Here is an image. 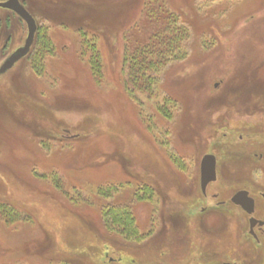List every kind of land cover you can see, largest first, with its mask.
Here are the masks:
<instances>
[{"label": "rangeland", "instance_id": "1", "mask_svg": "<svg viewBox=\"0 0 264 264\" xmlns=\"http://www.w3.org/2000/svg\"><path fill=\"white\" fill-rule=\"evenodd\" d=\"M19 1L37 30L0 75V264H264L228 202L264 192V0ZM157 23L175 42L136 81ZM26 36L0 8V66Z\"/></svg>", "mask_w": 264, "mask_h": 264}, {"label": "water", "instance_id": "2", "mask_svg": "<svg viewBox=\"0 0 264 264\" xmlns=\"http://www.w3.org/2000/svg\"><path fill=\"white\" fill-rule=\"evenodd\" d=\"M0 8L15 14L26 26L27 36L22 47L16 49L0 66V75L8 72L19 60L26 57L33 44L37 26L31 14L21 5L18 0H6L0 2ZM200 190L204 194L209 183L215 182V158L213 155H204L200 161ZM232 203L241 206L248 214L252 213L253 201L246 192H238L232 199ZM252 221V220H251ZM253 227V224H250Z\"/></svg>", "mask_w": 264, "mask_h": 264}, {"label": "trees", "instance_id": "3", "mask_svg": "<svg viewBox=\"0 0 264 264\" xmlns=\"http://www.w3.org/2000/svg\"><path fill=\"white\" fill-rule=\"evenodd\" d=\"M156 22H160L159 19ZM157 26L158 27H156L154 24L152 27H148V30L151 29V31L154 30V32L149 34L146 42L143 40L144 44L138 48L136 57L134 56L133 73L135 76H137L136 81L142 80L143 77L138 76H140V73L142 74L143 70H149L151 66H153V63L148 62L147 59L153 55L163 57L162 55L166 53L170 49L171 45L175 42L173 41L174 37L172 38V35L168 34L169 30L165 26L161 25V23H159ZM141 85L144 90L149 89L148 83L141 82ZM124 207L107 209V212L104 215L105 219L112 220L115 225L122 226L124 230H126L124 231L125 233H127L128 230H132L135 233L136 226L134 225L133 217L128 208Z\"/></svg>", "mask_w": 264, "mask_h": 264}, {"label": "flooded vegetation", "instance_id": "4", "mask_svg": "<svg viewBox=\"0 0 264 264\" xmlns=\"http://www.w3.org/2000/svg\"><path fill=\"white\" fill-rule=\"evenodd\" d=\"M4 2V1H3ZM260 159H262V154L259 155ZM215 158V157H214ZM216 158H215V173H216ZM200 175V171H199ZM217 177V175H216ZM216 181V180H215ZM213 183V182H212ZM211 184V183H209ZM208 184V185H209ZM207 185V187H208ZM206 187V189H207ZM206 189L205 193L202 195H206ZM238 192H246L247 196L253 201V210L251 214H248L241 206L235 205L232 203L231 199L238 193ZM216 197V195H214ZM228 202L235 208L239 209L243 215L246 216L247 218V223H248V235L253 239L254 242L256 243H262L264 242V192H259L258 196L253 195V193L247 189H240L233 193L229 199ZM226 201H221L218 203V206H225ZM202 211H205L204 209ZM252 220V221H251ZM253 224V227H250V224ZM223 264H240L238 262L233 263H223Z\"/></svg>", "mask_w": 264, "mask_h": 264}]
</instances>
